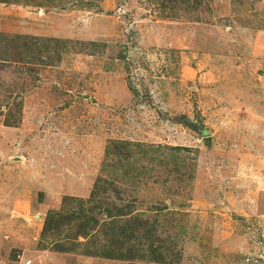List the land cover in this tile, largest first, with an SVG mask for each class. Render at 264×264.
I'll list each match as a JSON object with an SVG mask.
<instances>
[{
    "label": "rangeland",
    "instance_id": "obj_1",
    "mask_svg": "<svg viewBox=\"0 0 264 264\" xmlns=\"http://www.w3.org/2000/svg\"><path fill=\"white\" fill-rule=\"evenodd\" d=\"M0 264H264V0H0Z\"/></svg>",
    "mask_w": 264,
    "mask_h": 264
},
{
    "label": "trees",
    "instance_id": "obj_2",
    "mask_svg": "<svg viewBox=\"0 0 264 264\" xmlns=\"http://www.w3.org/2000/svg\"><path fill=\"white\" fill-rule=\"evenodd\" d=\"M182 118H184V116H178V117H174L172 120L175 122H180L182 120ZM183 123V122H182ZM204 132V131H202ZM209 139H205V142L208 144Z\"/></svg>",
    "mask_w": 264,
    "mask_h": 264
}]
</instances>
